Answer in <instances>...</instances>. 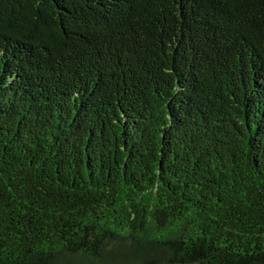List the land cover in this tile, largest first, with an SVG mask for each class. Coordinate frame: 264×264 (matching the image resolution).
I'll return each mask as SVG.
<instances>
[{"label": "trees", "instance_id": "1", "mask_svg": "<svg viewBox=\"0 0 264 264\" xmlns=\"http://www.w3.org/2000/svg\"><path fill=\"white\" fill-rule=\"evenodd\" d=\"M0 264H264V0H0Z\"/></svg>", "mask_w": 264, "mask_h": 264}]
</instances>
